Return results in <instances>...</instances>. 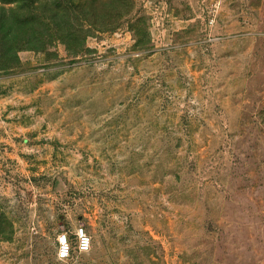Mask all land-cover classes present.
Segmentation results:
<instances>
[{
  "label": "rangeland",
  "instance_id": "374dc122",
  "mask_svg": "<svg viewBox=\"0 0 264 264\" xmlns=\"http://www.w3.org/2000/svg\"><path fill=\"white\" fill-rule=\"evenodd\" d=\"M264 264V0H0V264Z\"/></svg>",
  "mask_w": 264,
  "mask_h": 264
},
{
  "label": "clouds",
  "instance_id": "9594fccd",
  "mask_svg": "<svg viewBox=\"0 0 264 264\" xmlns=\"http://www.w3.org/2000/svg\"><path fill=\"white\" fill-rule=\"evenodd\" d=\"M73 234L79 240V251L82 254H90L92 249V240L91 237L85 233L84 226H81L73 231ZM67 231H61L56 236V241L58 242V249L56 251V260L59 264H68V259L70 255L71 245L68 243Z\"/></svg>",
  "mask_w": 264,
  "mask_h": 264
},
{
  "label": "built area",
  "instance_id": "2783aa9c",
  "mask_svg": "<svg viewBox=\"0 0 264 264\" xmlns=\"http://www.w3.org/2000/svg\"><path fill=\"white\" fill-rule=\"evenodd\" d=\"M80 226L81 225L75 226L72 230H62V231H67L69 233V235H68V243L71 245V248H70V255H69V259H68V264H81L80 261H79V256L85 255V254H82L79 251V240L73 234V231L75 229L79 228ZM84 230H85V233L88 235V233H87L85 228H84ZM60 232H58L56 234V236ZM58 247H59V245H58V242L56 241V237H55V260H56V251H57ZM56 262H57V264H59V262L57 260H56Z\"/></svg>",
  "mask_w": 264,
  "mask_h": 264
}]
</instances>
